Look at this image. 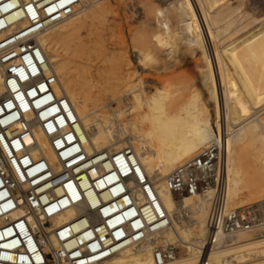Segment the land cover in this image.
<instances>
[{
	"label": "bare ground",
	"instance_id": "obj_1",
	"mask_svg": "<svg viewBox=\"0 0 264 264\" xmlns=\"http://www.w3.org/2000/svg\"><path fill=\"white\" fill-rule=\"evenodd\" d=\"M90 1L79 0L77 10L47 28L39 42L58 78V91L68 97L79 118L86 150L133 149L171 218L153 240L127 246L103 264H154L156 244L176 248L164 264H201L205 259L206 264H238L240 259L243 264H264V237L240 240L239 235L245 237L248 231L231 245L202 250L212 191L176 195L166 185L177 165L217 144L224 162L227 207H239L247 191L235 163V141L249 159H258L260 169L250 173L251 180L264 178V117L252 115L264 105V0H146L149 37L139 32L142 38L137 35L141 39L132 44V51L141 70L155 61L152 69L158 75L133 78L135 74L125 73L122 66L115 67V55L101 50L97 79L102 102L97 105L89 103L85 86L78 84L81 76L71 74V60L59 53L60 48L69 49L88 17L104 11L95 1L88 9L85 3ZM189 58H197L194 82L174 91L156 85L160 78L179 82L178 65ZM126 114L130 117L124 122L120 118ZM253 141L258 142L255 152L248 150ZM43 147L52 157L47 145ZM74 214L68 210L52 222H66ZM188 219L190 223H183Z\"/></svg>",
	"mask_w": 264,
	"mask_h": 264
},
{
	"label": "built area",
	"instance_id": "obj_2",
	"mask_svg": "<svg viewBox=\"0 0 264 264\" xmlns=\"http://www.w3.org/2000/svg\"><path fill=\"white\" fill-rule=\"evenodd\" d=\"M78 3L0 0V264H103L153 240L171 220L133 149L88 152L79 118L58 91L39 38ZM166 185L176 195L212 191L202 250L264 225V202L227 207L217 144L177 165ZM68 210L71 219L53 224ZM175 252L156 244L154 264Z\"/></svg>",
	"mask_w": 264,
	"mask_h": 264
},
{
	"label": "rangeland",
	"instance_id": "obj_3",
	"mask_svg": "<svg viewBox=\"0 0 264 264\" xmlns=\"http://www.w3.org/2000/svg\"><path fill=\"white\" fill-rule=\"evenodd\" d=\"M93 1H95L94 3L99 4V6H103L104 11H97L92 16L88 17L85 23L77 30L75 41L70 43L69 49L60 48L59 53L71 60V74H79L81 76V79L78 78L81 81L77 79L78 84H83L85 86V91L89 95L88 98H91L89 103H96L95 105H97L102 102V100H100L101 97H99L98 94V92H101L102 87H99L100 83L97 79V77L99 78L97 75L98 54L101 50L105 52L108 51V53L115 55L117 57L116 63L118 64H115V67L122 66L121 69L123 68L122 70L125 73L130 72L133 75L135 74L133 78L142 75L146 79H150L154 76L157 77L158 74L152 69L155 61H148L146 64L147 70H141L134 59L132 51V44L138 42L139 39L142 38L144 32L146 35L144 37H149V28H147V25L145 24L146 19L144 20V18L150 15L146 0H91L90 2L93 4ZM90 2H86L87 4L85 3L88 9L91 6H95V4L92 5ZM139 32H142V34ZM137 35L141 38H138ZM100 41L103 42V47H101V44L99 43ZM125 58L130 60V66L125 64ZM189 59L184 62L185 64L182 62L178 65L177 69L180 73V79H178L179 82H176L177 80L172 78H160L159 82L156 81V85L159 84L160 87L167 86L174 91L176 88H180L182 83V85L186 84L187 86L190 85L189 83L194 82L196 79L195 75L197 74V69L195 67V60L197 58ZM218 82L219 81H217L219 87ZM174 83L177 84L175 85ZM261 107L253 109L252 115L264 117V105ZM123 116L120 119L124 122L130 117L128 114ZM136 124H138V120H136ZM144 127L146 128V126ZM240 145L241 143L239 141H235L234 157L236 158V166L240 167V174L243 177V181L241 182L242 189L243 191H247L240 206L254 203L257 200L259 203L264 202V178L251 180V177L249 176L251 172L260 169L258 159H249V157H247V150H242ZM257 147L258 142L253 141L248 150L255 152ZM184 222L185 224L190 223L189 219L183 220V223ZM245 234V237H243V234L239 235V239L245 240L255 237H264V225L251 229ZM238 261H241L238 262V264H243L241 259Z\"/></svg>",
	"mask_w": 264,
	"mask_h": 264
}]
</instances>
